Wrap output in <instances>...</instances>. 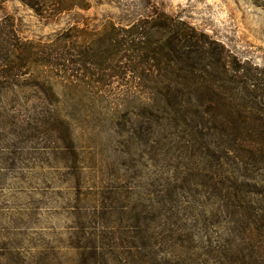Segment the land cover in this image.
<instances>
[{
	"label": "rangeland",
	"instance_id": "obj_1",
	"mask_svg": "<svg viewBox=\"0 0 264 264\" xmlns=\"http://www.w3.org/2000/svg\"><path fill=\"white\" fill-rule=\"evenodd\" d=\"M167 17L212 50L198 82L237 79V88L222 93L242 98L250 90L257 106L249 109L264 113V0H0V67L7 49L13 60L21 52L4 42L12 31L44 51L38 59L58 45L69 59L57 60L60 70L30 60L20 76H0V264H91V241L101 247L99 264H143L126 246L157 233L161 214L203 236V252L208 239L229 237L230 214L214 215L217 198L207 201L198 186L203 156L170 143L174 130L142 112L145 82H188L165 74L164 54L156 61L143 49L140 57L126 50L136 33L145 41ZM167 32L152 38L164 44L171 37L178 49L190 41ZM111 37L124 42L110 46ZM256 179L264 185V172ZM250 199L243 204L253 212L264 201ZM162 246L170 244L147 254L148 264L228 262L163 256Z\"/></svg>",
	"mask_w": 264,
	"mask_h": 264
},
{
	"label": "trees",
	"instance_id": "obj_2",
	"mask_svg": "<svg viewBox=\"0 0 264 264\" xmlns=\"http://www.w3.org/2000/svg\"><path fill=\"white\" fill-rule=\"evenodd\" d=\"M172 21L171 17H167V19L164 18L153 24V30L146 35L145 41H142L141 38L144 37H141L140 32L136 33L138 40H131L129 48L126 49L127 51L132 50L138 57L141 56V53L138 52L143 49L145 58L156 61L158 54H164L166 61L160 65V68L164 69L165 74H173L176 78L185 75L188 81L176 83L171 81L173 80L171 78L170 80H153L152 83L142 84V92L148 95L145 97L148 100L142 104V112L145 114L155 113L158 117V124L174 130L171 136L175 134L176 137L170 143L177 147L183 145L192 153L203 156L205 167L201 178L197 179L198 186L206 188L205 192L208 195H203L207 201L212 197L217 198L219 205L214 208L216 210L214 215L223 216L225 214L227 216L230 214L228 223L231 224V227L227 229L229 237L225 240H217L213 244L208 239V249L203 252V236L196 233L195 230L186 231L179 225L174 227L171 222L173 213L171 215L164 214V217L161 214L162 221L157 227L159 231L157 233L153 231L140 244L127 245V253L129 257L137 256L140 262L148 264L150 261L144 257L150 253H157L158 251L154 250L155 247L168 242L169 248L159 247L163 256H178L193 260L205 256L211 259L224 258L228 260L226 264H264V255H261V252L264 254V185L259 186L256 181L258 173L264 172V113L260 114L249 109L250 106H257L256 95H253L254 93H251L250 90L242 98H234L227 93H222L224 89L237 88V79H230L229 85L220 81L212 84L198 82V78H202L206 66L210 64H204L203 60L206 57L208 60L213 56L212 50L211 48L207 49L206 45L204 47V44H199L201 37L193 29L186 25L179 26L177 23L174 26ZM167 30L177 36H188L189 43L181 44L182 49L179 48V50L173 46L171 37L164 44L161 41L156 42L152 38L155 33L168 34ZM6 37L7 41L4 38L3 40L7 44V48L13 47V50L20 49L21 52L16 54L15 59L17 60L10 59L12 50L7 49L3 53L0 67L1 77L20 76L30 60L41 61L40 63L57 70L63 68L57 60H61L62 57H64V61L69 60L63 51L65 46L58 45L60 50L46 51L47 56L38 59L37 54L44 51L34 52L31 48L32 44L28 41L18 40L13 31L8 32ZM114 38L109 39L110 46L123 44L124 41L117 43ZM126 40L128 39H125V42ZM53 45L55 43H50L49 47H53ZM203 47L206 51L203 50ZM203 51L205 56H202L204 55ZM94 58L95 62L102 61L101 57ZM215 58L218 61V57L215 56ZM191 79L193 81H189ZM141 128L142 126L139 129ZM169 136L170 134H166V138L169 139ZM153 141L155 143L162 142L163 138L159 140L156 136ZM247 196L253 203H255V196L262 198L259 200L263 201L262 204L254 212L250 211V206L247 207L243 204ZM226 211L227 213H225ZM244 217L248 220L245 224L242 222ZM257 223L259 225H256ZM156 235L161 237L160 241ZM249 239H256L257 244L248 243ZM91 242V264H99L101 247L98 242ZM176 245L180 248L179 251L175 248ZM249 245L252 249L251 254H246L245 249ZM254 249L260 253L258 257H254ZM191 264H193L192 261ZM195 264H200V261Z\"/></svg>",
	"mask_w": 264,
	"mask_h": 264
}]
</instances>
